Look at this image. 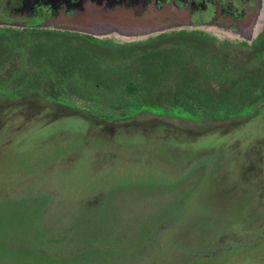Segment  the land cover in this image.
Listing matches in <instances>:
<instances>
[{
    "label": "rangeland",
    "instance_id": "1",
    "mask_svg": "<svg viewBox=\"0 0 264 264\" xmlns=\"http://www.w3.org/2000/svg\"><path fill=\"white\" fill-rule=\"evenodd\" d=\"M129 1L127 4L126 0H0V34H10L4 40L6 49H2L10 56L7 73L3 72V77L0 74L3 80L0 102L5 101V94L10 99L7 116L0 112V237L11 245L9 248L0 243V251L9 253L16 245H20L21 251L24 244L31 248V254L25 253L28 258L7 254L2 264H96L98 259V264H149V259H144L152 255V264H181L186 252L199 250L203 254L204 244L218 238L206 223H212L213 230L219 228V235L228 242H239L236 233L246 226L243 204L237 205L236 212L232 206L229 212L226 210L228 213L233 210L234 215L218 210L224 214V220L230 221L217 224L222 217L213 218L216 214L213 208L201 210V204L191 202V198L182 200L173 196L170 191L179 188L180 183L168 182L169 175L164 170L153 171L158 168L149 164L146 146L151 140L172 141L173 146L181 143L171 152L183 154L179 162L182 166L163 169L183 175L186 189L199 187L213 174L229 180L246 173L264 177V100L243 117L209 121L182 118L181 113L167 109L162 103L170 105L171 98L167 97V91L162 94L163 90L154 110L136 109L131 99L117 100L80 78L71 79L62 85V93H56L46 84L52 77L43 68L42 60L52 42L66 40L51 41L50 37L34 32L77 36L106 47L109 50L106 49L104 57L108 63L115 60L112 53L118 47L159 41L168 34L196 33L216 42L214 56L220 79L231 81L241 62L252 59L250 54L243 53L242 57L230 48L243 45L251 52L261 42L264 46V40L261 41L264 0H219L213 5L212 15L206 13L192 19L174 15L169 20L168 13L157 6L156 0ZM220 3L230 6L226 8ZM37 4L42 9L34 14L31 9ZM188 19L192 23L187 27L180 24ZM52 47L55 50V45ZM33 92L39 97L55 93L53 96L61 107L49 100L28 106L15 100L16 95L12 94L19 93L20 99L22 95L33 96ZM21 110L25 113H20ZM135 110H138L135 118L115 127L113 117ZM160 112L165 114L159 116ZM147 116H153L159 127H168L167 131L151 132L154 128L149 126L150 122L143 121ZM116 138L139 143L128 148L115 144ZM106 144L110 150L104 147ZM211 147L215 149L210 150ZM194 164L197 165L193 167ZM108 166L115 168L105 170ZM102 190H108L109 196L98 209L101 211L86 212L90 208L88 201ZM240 195L235 193L232 201L241 200ZM205 198L200 201H206ZM83 202L87 205L85 209ZM78 203L80 211L84 209V216L93 222L77 229L79 224L68 234ZM42 228L59 235L68 234L69 243L77 248L76 255L58 258L51 252L39 253L40 245L50 243V239L41 237L45 234ZM261 232L264 237V229ZM257 247L245 248L243 254L235 250L221 257L222 261L209 264H263L264 250Z\"/></svg>",
    "mask_w": 264,
    "mask_h": 264
},
{
    "label": "flooded vegetation",
    "instance_id": "2",
    "mask_svg": "<svg viewBox=\"0 0 264 264\" xmlns=\"http://www.w3.org/2000/svg\"><path fill=\"white\" fill-rule=\"evenodd\" d=\"M124 1V0H123ZM129 4L130 1L126 0ZM157 6L162 7V10L166 11L168 19L172 16H179L181 18H190L192 19L195 16L201 17L204 14H213L214 13V7L219 0H156ZM220 2H223L220 0ZM126 4V5H127ZM151 5V1H150ZM223 7H229L225 6L220 3ZM34 7V6H33ZM32 7V8H33ZM41 7L35 6L32 10L34 14H37L39 11H41ZM224 9V8H223ZM222 9V10H223ZM170 13V14H169ZM172 14V15H171ZM180 14V15H179ZM44 15V14H43ZM213 18V17H212ZM178 20V19H177ZM198 20V19H197ZM196 20V21H197ZM232 20V19H230ZM172 21V20H171ZM234 21V20H232ZM168 22V21H167ZM200 22V21H198ZM166 23V22H165ZM191 20L183 21L181 20L180 24H185L186 27L188 24L190 25ZM3 32V31H1ZM39 34V36L42 37H50L51 41L54 39L58 40H66V42L70 44H74L76 47L80 49V53H84V55H90L91 58L99 62L103 66H111L112 68L120 67L122 65L129 64L135 60L137 57H145L158 54V57L162 59L161 63L164 67L165 74L162 75L161 79V90L162 94L164 91H167L169 93L167 94L168 98H171L168 103L170 105H167L166 102L162 103L163 106H167V109H174L175 113H181L179 116L183 118V116L187 118H192L194 120H209V121H217L222 119H231L235 118L237 116L243 117V115H248L249 113L255 111L256 107L259 105V103L264 100V57H262V48L264 47L261 43L259 44L260 48L256 47L254 51L250 49L251 52H249L248 48H244V46L237 45L236 47H231L230 49H235L238 51L242 57L243 53L250 54V62H241L242 64L238 68V71L236 72V75L234 78L226 81L220 79L221 75L218 70V64H217V57L214 56L216 51V42L214 40H210L206 38L203 35H198L196 33L193 34H175V35H166L161 38L159 41H151L147 44H141V45H135V46H126V47H118L116 48L115 52H113V56H115V60L113 62L108 63L107 60H105V54L107 50H109L106 47L99 46L96 43H92L86 39L77 37V36H66L57 34L52 31H41V32H34ZM22 35V34H21ZM10 36V34H7V32L0 34V38L4 37L2 40V43L0 44V74H2V77L4 76L3 72L7 71L8 61L10 59L9 52L6 50V43L5 38ZM73 40V41H72ZM262 39L261 41H263ZM56 41L52 42V44L49 47L47 51H45V58H43V68L49 73V76L52 77V79H49L46 84L51 86V89L54 88L55 83L61 82V85H64L67 82H70V80H78V77L74 78H68L66 80H61L56 77L55 72V50L52 47ZM90 46H88V45ZM223 45V44H221ZM161 46H164L161 48ZM239 46V47H238ZM105 48V49H101ZM3 49V50H2ZM107 49V50H106ZM244 50V51H243ZM121 58H120V56ZM125 55L126 58H123L122 56ZM24 57L22 56L21 59ZM9 64H11L9 62ZM171 64V65H169ZM244 64V65H243ZM22 66V63H17V66ZM168 70H170V74L168 75ZM172 71V72H171ZM7 73V72H6ZM163 73V72H162ZM2 77L0 76V81L3 83ZM7 78V76H5ZM36 79V78H35ZM81 79V78H80ZM5 80V79H4ZM41 81H46L45 77H40ZM82 80V79H81ZM83 83L86 84L84 80H82ZM186 82V84H189L191 82L192 86L194 85L195 93L192 96V100L199 102V93L200 90L207 91V95L210 99V101H215L218 96L220 97H232V98H240L241 106L236 111H225L224 109L220 110L219 116L214 115V111L210 112L208 116H204L200 112V104H197V106L193 109L192 112L186 111L183 109L181 104H178L176 100H182L183 96L180 94H173L171 87L177 86L178 84L183 85V83ZM252 84V88L249 93L244 92V90L247 88V85ZM2 87V86H1ZM55 90V89H53ZM244 92V93H243ZM34 95H22L23 98L18 97V94L12 93L16 96H13L15 100H18V102L27 103L28 106H32V103H39L40 101H51L53 104L55 103L58 107H61V104L59 102L56 103V99L54 98L52 93L51 96L45 97L42 95V97L33 92ZM62 93V92H60ZM241 93V96H239ZM158 95L159 97L162 95ZM20 96V95H19ZM157 96V98H158ZM175 96V97H174ZM239 96V97H238ZM7 95L5 94V101L1 100L0 102V112L3 113L4 116H7L8 111L7 107L9 105L7 99ZM10 98V97H9ZM22 99V100H21ZM12 101V100H11ZM179 102V101H178ZM177 107L174 108V107ZM24 108V106H23ZM67 108H70L68 106ZM138 108H150L152 110L156 108L151 107H141L139 105H136V109ZM247 108H249L247 112ZM166 109V110H167ZM20 113H25L24 111H19ZM138 110L133 111L132 113L121 115L119 118H114L115 124L120 127L119 123L128 120L133 119L135 116H137ZM157 114V113H155ZM165 112H160L159 116H163ZM80 116V115H79ZM153 116H147L143 118V121H147L149 123V126L151 128H154V130H151V132L154 131V133H165L167 131L168 127H159L158 124L154 123V120H152ZM140 118V117H139ZM86 123V122H85ZM152 124V125H151ZM126 127V126H125ZM162 129V130H161ZM120 135V134H117ZM166 138V137H164ZM118 139L123 138H116V143L119 144V146H125L128 148H134L133 146L136 144L138 145L139 141L131 142L126 139L123 141H120ZM181 144L180 142H177ZM177 143L175 146H173L172 141H161V140H154L150 141L148 143V156L149 157V164H151L154 167H157V170L153 171H159L164 170L167 172L168 176V182L176 183L179 182V188L170 191L173 196L177 199L184 200L185 198L190 199L191 202L198 204H201L204 208H213L216 211V214L213 215V218L215 217H222L224 214L221 215V212L228 213L231 210V206L236 212L237 205H242L243 207V221H245L246 226L243 227V229L238 234L239 242L236 244H232V242H228L225 240V236L219 235V228L216 230H213L211 228H215L212 226V223H206V226L210 232L213 234H217L218 238L213 242H206L204 244L205 250L202 251L203 254L200 253L199 250L196 252L190 251L186 252L187 255L184 262L181 264H209L212 263L215 260H220V258L226 255H229L231 252H235V250H238L239 253L241 252L243 254V251L245 248L247 249H254L256 246L257 248H262L264 250V237L262 235L263 232L261 230L264 229V177L259 176H253L250 173H246L244 175H241L240 178H236L234 180H229L226 177H219V175L213 174V176L207 180L206 182L200 184L199 187L195 188L193 187L192 190L183 188L182 183V177L183 175H177L173 173H168L167 170L163 168H171V165L180 166L182 162V153H173L171 150H177L178 145ZM207 148V147H206ZM208 149V148H207ZM214 150L215 147H211L210 150ZM262 151L264 155V147L262 145ZM192 155L194 156V151L192 152ZM205 156V155H204ZM180 157V159H179ZM191 158V157H190ZM193 160V159H192ZM198 164V163H197ZM197 164H194L193 167H195ZM182 166V165H181ZM113 167V166H112ZM192 167V168H193ZM115 166L113 167V169ZM170 171H172L170 169ZM201 178V177H200ZM198 178L197 181H201V179ZM200 179V180H199ZM239 179V180H237ZM241 194L242 196L241 200L239 201H232V196L235 195V193ZM109 196L108 190H102L99 195L94 196L92 199H90L88 202L91 207L100 206L103 207L105 198ZM201 197H206V201H200ZM206 204V205H205ZM231 204V205H230ZM82 205V204H81ZM77 205V209L81 206ZM215 205V207H214ZM241 207V206H240ZM199 210V209H198ZM228 212H227V211ZM244 210H248L245 212ZM233 210L228 213L230 215H234L235 212ZM201 211L198 213V217L200 216ZM220 215V217H219ZM208 219H212L211 216L208 217ZM261 220V221H260ZM230 220H224L222 217V222L218 221L217 224H224V222H229ZM260 221V222H259ZM160 245H158L159 247ZM177 251L179 248H176ZM180 250V249H179ZM184 254V251H182ZM180 254V255H183ZM226 254V255H225ZM264 254V253H263ZM178 255V253H177ZM156 256V255H155ZM184 256V255H183ZM137 257V256H136ZM152 257L149 258L145 257L144 261L149 262V264H152ZM158 257V256H157ZM139 258V257H138ZM100 259L96 260L95 263L98 264ZM256 261H259L258 259ZM158 264V263H156ZM178 264V262L176 263ZM225 264V263H223ZM264 264V263H263Z\"/></svg>",
    "mask_w": 264,
    "mask_h": 264
},
{
    "label": "trees",
    "instance_id": "3",
    "mask_svg": "<svg viewBox=\"0 0 264 264\" xmlns=\"http://www.w3.org/2000/svg\"><path fill=\"white\" fill-rule=\"evenodd\" d=\"M54 45L56 61L55 72L57 75L56 77L59 79V81H64L69 77H78L84 80L86 84L98 87L105 93L110 94V96L115 97L117 100L123 101L128 98L131 99V101L136 105H139L141 107H158L156 104L158 100L157 96L161 92L162 86L160 84L162 75L165 74L164 67L161 63L162 59L158 57V54L149 56V59L148 56H145L144 58L142 56L137 57L131 63V65L126 64L117 68H112L111 66L105 67L101 65L99 62L91 58L90 55L85 56L84 53H80V49H76L78 45L75 46L74 44L61 41L55 42ZM169 71L170 70H168V72ZM169 74L170 72L168 73V75ZM191 84V82H189V84H186V82H184L183 85L178 84L177 86L170 88L173 91L172 93L174 95L180 94L183 96L182 100L175 99V101H177L178 104H181L183 109L186 111L192 112L197 104H200V112L202 115L208 116L210 112L214 111V115L219 116L221 109L229 112H236L241 106L242 100L240 98H223L218 96L215 101H210L207 95V91H204L202 89L199 93V102L194 101L192 100V96L196 91L194 89V85L192 86ZM253 86L252 84L247 85V88L244 90V92L249 93ZM61 87V82H57L52 89H55L56 93H60L62 92ZM169 93H171V91ZM239 96H241V93ZM104 147L108 150H110L111 148L108 144L104 145ZM109 168L113 169L112 166H108L105 170H108ZM82 206L85 209L87 205L83 202ZM90 208L85 211L90 212L91 214L101 211L98 210L100 206H90ZM92 208H94L96 211H94V209ZM84 209L81 211L80 209H77V211L75 212L76 214L72 222L73 225L70 224L72 227L68 234L70 232H74V229H76L77 225L79 224L80 226L77 229H79L81 225H88L91 224L90 222H93V219H87V217L84 216L86 215V212H83ZM65 218L66 216L63 217V219ZM42 229L45 234H41V237L50 239V243L42 244L45 249L40 245L39 253L46 255L51 252L58 258H65L66 256H70L71 258L76 255L75 250H77V248L76 246L74 247L72 243H69L68 234L59 235L60 233H53L48 228ZM3 239H1L0 237V243L7 245L10 248L11 245L9 244V242H7L8 240L5 241ZM2 244L1 246L4 248V245ZM18 248H20V245H16V248L12 249V251L9 253L0 251V264H2L4 261V255L7 254L10 256H13L12 254L17 256L21 255L24 258H28V254L25 255V253H27L26 251H30L29 254H31V248L29 245L24 244V246L21 248V251ZM53 248L56 251H60H53ZM18 250L20 251L19 253Z\"/></svg>",
    "mask_w": 264,
    "mask_h": 264
}]
</instances>
